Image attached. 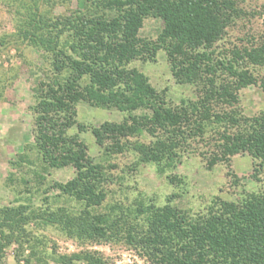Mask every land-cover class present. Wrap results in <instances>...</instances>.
<instances>
[{"label": "trees", "instance_id": "trees-1", "mask_svg": "<svg viewBox=\"0 0 264 264\" xmlns=\"http://www.w3.org/2000/svg\"><path fill=\"white\" fill-rule=\"evenodd\" d=\"M1 1L14 8L17 22L14 33L0 37V49L25 43L42 53L49 69L31 106L35 159L24 153L12 165L39 161L34 174L40 183L50 168L73 166L76 175L50 183L40 206H0V264L14 243L15 264H110L92 249L45 254L29 229L33 222L83 243L124 242L149 264H264V190L239 203L218 197L198 215L170 203L141 201L104 210L105 165L89 154L79 133H69L79 103L116 108L124 114L122 121H105L102 131L92 128L108 156L132 148L142 162L166 173L177 166L181 150L206 141L210 149L202 155L209 168L231 165L234 155L247 153L254 159V177L261 179L264 113L249 116L238 105L239 91L258 83L249 66L264 68V39L214 57V46L244 13L238 0H83L69 14L55 9L73 0ZM150 17L162 23L153 39L140 35ZM160 50L178 82L199 87L196 100L172 105L131 66L135 60L155 61ZM86 128L79 125L80 131ZM144 133L153 139L130 141ZM230 174L237 178L233 170ZM168 177L174 182L177 176Z\"/></svg>", "mask_w": 264, "mask_h": 264}, {"label": "rangeland", "instance_id": "rangeland-1", "mask_svg": "<svg viewBox=\"0 0 264 264\" xmlns=\"http://www.w3.org/2000/svg\"><path fill=\"white\" fill-rule=\"evenodd\" d=\"M244 13L229 29L226 37L215 46L214 57L224 58L236 48H243L264 39V0H238ZM83 6V0H73L56 6V14H69L72 9ZM17 16L14 8L0 0V37L15 32ZM162 23L147 18L140 35L156 38ZM131 66L137 67L159 91H164L172 105H180L182 100H196L200 95L199 87L194 83H181L173 76L165 50L158 51L155 61L135 60ZM251 67L258 76V83L239 91V109L246 115L264 113V68ZM49 73L43 55L37 49L25 44H11L0 49V206L34 204L40 206L46 201L45 190L54 181L66 182L76 175L73 166L50 168L47 179L37 182L34 164L14 167L13 162L24 153L31 160L35 155L31 146L34 138V113L31 106L35 103L34 92L40 81ZM124 114L116 109H106L79 103L72 117L69 133H79L88 146V151L106 168V200L102 207L122 203L134 205L139 201L145 204L176 205L191 215L206 213L218 197L228 201L241 202L249 193L264 190V173L261 179L254 177V159L247 153L236 154L231 165L218 163L208 167L202 154L210 149L204 141L191 142L180 151L177 166L166 173L158 172L157 165L140 160L139 154L132 148H125L108 156L97 143L93 127L102 131L105 121H122ZM87 128L79 130V125ZM212 132L208 133L211 139ZM208 138V139H209ZM152 136L147 133L132 137L130 141L150 142ZM212 144L214 139L209 141ZM230 170L236 174L234 178ZM169 175L177 176L172 182ZM238 180L236 183L235 180ZM51 194H57L51 191ZM62 199V198H61ZM59 199V200H61ZM65 200V199H64ZM63 200V201H64ZM60 202V201H59ZM57 205V204H55ZM29 229L38 239L37 246L45 254L72 253L82 249L99 251L110 264H149L134 247L124 242L83 243L68 238L54 226L39 225L33 222ZM16 243L5 250V264H15Z\"/></svg>", "mask_w": 264, "mask_h": 264}]
</instances>
